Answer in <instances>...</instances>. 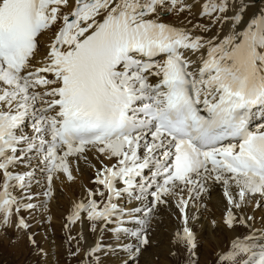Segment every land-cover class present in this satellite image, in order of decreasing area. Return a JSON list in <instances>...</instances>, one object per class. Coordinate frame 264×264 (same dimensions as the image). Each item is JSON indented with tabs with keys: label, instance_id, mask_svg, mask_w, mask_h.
Returning a JSON list of instances; mask_svg holds the SVG:
<instances>
[{
	"label": "snow or ice",
	"instance_id": "obj_1",
	"mask_svg": "<svg viewBox=\"0 0 264 264\" xmlns=\"http://www.w3.org/2000/svg\"><path fill=\"white\" fill-rule=\"evenodd\" d=\"M192 8L188 0H0V226L36 207L26 193L37 170L47 173L50 195L58 173L75 179L70 158L91 150L116 163L97 172L104 190H89L68 217L74 224L86 213L100 229L88 264L120 252V264H139L151 245L148 217L169 197L185 224L176 244L192 252L187 208L211 184L231 206L229 227L254 219L234 209L264 202V122L252 124L254 109L264 120V7L203 0L207 24L165 22ZM224 24L222 35L202 34ZM53 29L41 57L40 38ZM125 195L143 207L119 206ZM16 226L30 227L22 216ZM219 259L264 264V230L237 237Z\"/></svg>",
	"mask_w": 264,
	"mask_h": 264
},
{
	"label": "bare ground",
	"instance_id": "obj_2",
	"mask_svg": "<svg viewBox=\"0 0 264 264\" xmlns=\"http://www.w3.org/2000/svg\"><path fill=\"white\" fill-rule=\"evenodd\" d=\"M188 2L193 3L191 15H189L188 12L179 13V14H168L164 17L165 22L171 23L176 26H183L187 28H192L193 25L198 24V23L207 24L208 20L199 16V12L201 10V5L203 3V0H188ZM255 4L257 7H264V0H255ZM255 11H256V8L251 9L249 11V15H251L252 12H255ZM228 29H229V25L224 24L222 31H219L217 27H212L209 32L202 33V34L208 37L215 36L217 34L222 35L223 33H226ZM54 32H55V29H53V31L51 32H46L43 36H41L40 39L42 43H41L40 54H39L41 57L47 53V45L49 44L51 38L53 37ZM156 59H160V57H157ZM27 123L28 125H30L31 120H29ZM25 131H30V128L26 126ZM85 155L87 157L86 159L83 156L79 158H76V157L70 158L71 167L74 168V166H78V168L75 167L76 169L75 168L74 169L75 170L80 169L83 172V174L80 172L82 175H79L77 173V175H79L78 180L76 181V179H73L71 183H68L69 179L67 178V175L65 173H58L57 175L53 177L51 181V194L50 195L48 194L49 193V183L47 180V173L37 170L36 181L32 183L31 187L27 190V193H26V197L27 195H30L31 200H27L26 198V201L31 202L35 205L42 202L40 206H37L35 208L38 212V209L41 206H43V208L40 209L39 211L41 213V217L44 218V220L48 217L49 213L51 214L55 213L56 215H60L59 213V211H61L60 209L65 207L64 210H66L67 206L69 207V204L67 205V200L69 199V197L71 199V196H74L73 205L75 206L77 202L82 201V200L84 201L87 200L89 190L91 189H95V191L104 190L102 185H99L98 183H96L97 172L104 165L111 166L112 164L116 163V160L106 159L105 156L99 154L95 150L88 151ZM33 163L35 164V161H33ZM19 170H25L24 166H21V169ZM73 173H75V171ZM75 175L74 177H77V175L76 176ZM117 187H123L122 182H120L117 185ZM154 190L155 189L153 188L150 191H154ZM16 191L18 192L17 195L21 194L19 190H16ZM183 194L187 198V191H185ZM106 196H107V192L105 191V197ZM95 198L98 201H100V199L101 200L103 199L99 195H97ZM151 200H152L151 196L147 195L144 200V204H147ZM257 201H259V197H257L256 200H254L252 203H249V204L253 205L254 203V205H256ZM69 202H72V201H69ZM115 202H117L119 206L125 209H131L134 207H143V204H141L140 201H137L134 199L129 200L127 198V195H125V197L120 198L118 201H115ZM249 204L242 209H234V212H236L239 217H253V215H255V212L253 211V208H250ZM260 205H263V207L260 209L259 212L264 214V202H260ZM229 207L231 206L228 204V201L223 194V188L219 184H211L207 192L202 193L200 197L196 198L194 201L189 202V206L187 208V215H188L187 227L191 228V230L195 234L196 243H198L200 239L201 241L203 240V242L204 241L206 242L205 243L206 248L203 249V254L201 251H198V250L195 251L194 249L195 252L202 255L201 259L206 258L205 253L207 252L206 250L208 248L209 250L211 248L213 249L215 257H221V255L224 254L226 251L225 247L222 246L221 241H224L226 243L233 241L234 239L237 238V236H239V233H240L239 229H241L243 232H248L249 234L252 233L253 230H264V226L261 224L263 220L259 222V220H255V219L249 221L248 225L234 224V226L230 228L225 223L226 213ZM30 210H33V209H30ZM67 210L69 211V209ZM62 212L64 213V211ZM28 213H29V210H28ZM69 213H72V210H70ZM83 218L81 217V219ZM148 219H149V224L146 227L148 228V231H149L151 244L154 245V247L151 250H153V252L156 251V253L158 252L157 255L158 257H161L160 261L162 264H167L168 260L166 261V258L171 256L172 253H176V249H175L177 247L176 233L178 231H182L183 227H185V224L183 221V214L180 212L177 206L176 198L169 197V203L167 205H157L154 211L148 217ZM44 223L47 224L46 222ZM82 226L83 224L79 226L80 228L79 232H83L80 234L81 235L80 239L82 240L81 242H83L84 246L89 247L90 249L91 247H94L95 244L97 243L98 241L96 238L97 236L95 235L96 239L90 238L88 235L89 233H85L81 229ZM108 227L112 228V227H115V225H109ZM43 228L44 226H42V229L41 228L40 229L43 231ZM97 231L98 230H96V233ZM44 232H46L45 228H44ZM108 232L109 233H107V235L103 234L107 238L105 240L106 244L112 243L113 233L111 231H108ZM46 233H48V231ZM52 241H54L53 236H52ZM52 246L53 245L51 243V247ZM86 247L84 248L86 249ZM110 254L114 255L117 258L116 264H120V259L124 256V253L120 252L119 254H112V253ZM51 261H54V260H51ZM154 263L155 262H153L152 254L149 249L145 250L142 253V255L139 257V264H154ZM47 264H50V262Z\"/></svg>",
	"mask_w": 264,
	"mask_h": 264
},
{
	"label": "rangeland",
	"instance_id": "obj_3",
	"mask_svg": "<svg viewBox=\"0 0 264 264\" xmlns=\"http://www.w3.org/2000/svg\"><path fill=\"white\" fill-rule=\"evenodd\" d=\"M75 167L78 168V166H74V168ZM74 168L72 167V174L74 175L75 174L77 175V173L79 175L83 174V172L80 169L75 170L76 168L75 169ZM74 171L75 173H73ZM79 175L75 177L76 181L78 180ZM0 180H2V176H0ZM72 181L73 180L71 181L68 180V183H71ZM91 190L95 191V189H91ZM16 194H18L17 191H16ZM73 197L74 196H71V199L69 197L70 200L69 199L67 200V205L69 204V207L67 206V209H69V211L67 209L64 210L65 207H63L62 208L63 210L60 209L61 211H59L60 215H56L55 213H52V214L49 213L47 217L48 219L46 218L44 220V218L41 217V213L39 211L40 209L43 208V206H41L38 209V212L36 208H33V210L22 209L18 215L16 214L13 215L10 224L6 226H0V264H47L49 262L50 264H88L90 260L94 259V257H90L88 255L89 247L84 246L83 242H81L82 240L80 239L81 238L80 234L83 232H79L80 231L79 226L83 224L81 229L85 233H89L88 235L90 238L94 239L96 235L97 240L100 239V234H101L100 229H96L98 230L97 233L96 231L92 230V224L88 220L85 213L81 214V217L82 218L84 217L83 218L84 220L80 219L76 221V223L74 224L69 222L68 217L70 216L69 214H71L69 212L70 210H72L73 212V209H74ZM69 201H72V202H69ZM41 203L42 202L36 204V207L40 206ZM249 205H250V208H253V211L255 212V215H253V218L255 220H259V222L263 220L261 224L264 226V214L259 212L260 209L263 207V205H260L259 207L254 205V203L253 205L252 204H249ZM28 210H29V213H28ZM62 211H64V213ZM19 216H22L26 220V222L30 225L28 229L17 228L16 224H17ZM44 222H46L47 224L48 223L50 224H48L47 226V224H45ZM42 226H44L45 231L46 232L48 231V233L44 232V228H43V231L41 230ZM239 232H240L239 236L237 237H243V236L249 235L248 232H243L241 229H239ZM107 233L109 232L105 231L103 234L107 235ZM104 235H103L104 243H106L105 240L107 238ZM30 236L34 237L36 241L35 245L30 243L29 241ZM52 236H53L54 241H52ZM199 241L198 243L200 245L196 243L197 247L195 248V251L197 250L201 251L203 254V249L206 248L205 247L206 242L205 241L203 242V240L201 241V239ZM53 242L55 245L53 244ZM231 242L226 243L224 241H221L222 246L225 247L226 249L225 253L230 250ZM51 243L53 245L52 247H51ZM84 247H86V249ZM153 247L154 245L151 244L150 247H148L146 250L148 249L150 250L152 254L153 262H155L154 264H162L160 261L161 257H158L157 255L158 252L156 253V251L153 252V250H151ZM40 249H43V252H41ZM175 249H176V255H171L168 258H166V261L168 260L169 262V263L167 262V264H170V263L171 264L173 263L174 264H190V260L194 261L195 264H198L199 262H200L199 264H228V262H221L219 259L220 257H215L214 251L212 248L210 250L209 248L206 250L207 252L205 253V257H206L205 259H201L202 255L198 254L194 250H192V252L187 251L186 246H179V247L177 246ZM71 253H76V255H72ZM99 255H100L102 264H116L117 258L114 255H111L110 253L99 254ZM51 260H54V261H51Z\"/></svg>",
	"mask_w": 264,
	"mask_h": 264
}]
</instances>
